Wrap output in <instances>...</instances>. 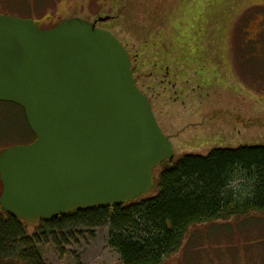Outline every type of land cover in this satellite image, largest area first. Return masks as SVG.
Listing matches in <instances>:
<instances>
[{
  "label": "rangeland",
  "instance_id": "rangeland-1",
  "mask_svg": "<svg viewBox=\"0 0 264 264\" xmlns=\"http://www.w3.org/2000/svg\"><path fill=\"white\" fill-rule=\"evenodd\" d=\"M263 12L264 0H0V15L33 19L43 30L73 18H115L98 27L129 52L138 87L174 151L141 200L156 195L162 171L185 156L264 146ZM26 123L21 107L0 102V153L35 140ZM27 228L33 234L39 222ZM108 232L102 227L45 245L43 258L121 264ZM165 264H264V213L192 227Z\"/></svg>",
  "mask_w": 264,
  "mask_h": 264
},
{
  "label": "water",
  "instance_id": "water-1",
  "mask_svg": "<svg viewBox=\"0 0 264 264\" xmlns=\"http://www.w3.org/2000/svg\"><path fill=\"white\" fill-rule=\"evenodd\" d=\"M73 18L53 29L0 15V102L25 112L35 141L0 153L2 211L48 222L133 203L174 158L123 44Z\"/></svg>",
  "mask_w": 264,
  "mask_h": 264
},
{
  "label": "trees",
  "instance_id": "trees-1",
  "mask_svg": "<svg viewBox=\"0 0 264 264\" xmlns=\"http://www.w3.org/2000/svg\"><path fill=\"white\" fill-rule=\"evenodd\" d=\"M1 212L0 264H47L41 247L64 245L68 237L102 227H108L109 247L121 264H165L192 227L264 213V146L185 156L162 171L156 195L38 221L33 234L27 228L31 223Z\"/></svg>",
  "mask_w": 264,
  "mask_h": 264
},
{
  "label": "flooded vegetation",
  "instance_id": "flooded-vegetation-1",
  "mask_svg": "<svg viewBox=\"0 0 264 264\" xmlns=\"http://www.w3.org/2000/svg\"><path fill=\"white\" fill-rule=\"evenodd\" d=\"M262 15H263V18H262V21H261V23L263 24V27H264V12L262 13ZM251 24H252V22H251ZM250 25V23H248V25L247 26H249ZM98 26H99V24H98ZM40 28V27H39ZM263 31H264V28H263ZM132 67L134 68V70H135V67L132 65ZM137 87H138V84H139V82H138V80H137ZM139 88V87H138ZM142 92H143V94L144 95H146L147 96V92L144 90V89H141V88H139ZM150 88L148 87V90H149Z\"/></svg>",
  "mask_w": 264,
  "mask_h": 264
}]
</instances>
